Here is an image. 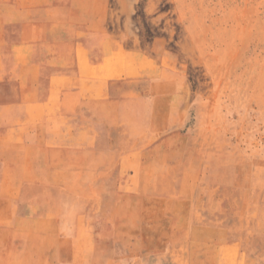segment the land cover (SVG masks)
I'll return each instance as SVG.
<instances>
[{
  "label": "rangeland",
  "instance_id": "374dc122",
  "mask_svg": "<svg viewBox=\"0 0 264 264\" xmlns=\"http://www.w3.org/2000/svg\"><path fill=\"white\" fill-rule=\"evenodd\" d=\"M0 264H264V0H0Z\"/></svg>",
  "mask_w": 264,
  "mask_h": 264
},
{
  "label": "crops",
  "instance_id": "0c3cea01",
  "mask_svg": "<svg viewBox=\"0 0 264 264\" xmlns=\"http://www.w3.org/2000/svg\"><path fill=\"white\" fill-rule=\"evenodd\" d=\"M103 61H104V57L100 60V64H103ZM92 62H95V60L94 61H92ZM93 102V104L95 105V107H99V108H97V109H101V107H100V105L99 104H105V103H107L105 100L103 101V102H101V101H92ZM104 109V108H103ZM102 110H100V111H96V114L99 116V115H102V114H104V115H106V116H110L111 115V113H108L107 114V112H101ZM92 115H94L93 117H94V120H96L97 118H96V116H95V113H93ZM103 116V115H102ZM100 117L96 120V121H94V124L95 125H99L98 127H100V126H103V128L105 129V130H108V129H106V127H104V126H106L107 125V121L105 120V118L103 117V119H100ZM115 119H116V122H115V124H116V126H121L122 124H123V120H122V117L121 116H119V114L117 115V117H115ZM116 126H112V128L110 127V129H109V132L107 133V134H109V136H108V139H111V140H119L120 139V136H118V134L120 133L119 132V128L118 127H116ZM142 131V129H138V131L137 132H134V131H131L130 133H129V138L130 139H132V140H135V139H137V137L136 136H133V135H136L137 133H140ZM156 131V130H155ZM155 131L153 132H150L149 134H151V133H155Z\"/></svg>",
  "mask_w": 264,
  "mask_h": 264
}]
</instances>
